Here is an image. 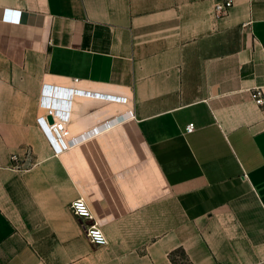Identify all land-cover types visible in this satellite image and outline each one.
<instances>
[{
    "label": "crops",
    "instance_id": "0c3cea01",
    "mask_svg": "<svg viewBox=\"0 0 264 264\" xmlns=\"http://www.w3.org/2000/svg\"><path fill=\"white\" fill-rule=\"evenodd\" d=\"M215 2L0 0V264H264V0ZM56 88L79 138L59 156Z\"/></svg>",
    "mask_w": 264,
    "mask_h": 264
},
{
    "label": "built area",
    "instance_id": "2783aa9c",
    "mask_svg": "<svg viewBox=\"0 0 264 264\" xmlns=\"http://www.w3.org/2000/svg\"><path fill=\"white\" fill-rule=\"evenodd\" d=\"M214 6V15L217 18L225 17L229 14L230 10L234 7L235 0H215ZM50 90V89H49ZM78 94H85L91 96V93H87L85 91H73ZM55 95V96H50ZM95 97L109 100L112 102H120L126 103L128 101L127 98L104 95V94H94ZM68 98L67 96H64ZM62 95L58 92L48 91L45 89L42 97H41V107L45 110L46 116L40 117L38 120V124L40 129L44 132L48 141L50 142L52 149L55 155H62L66 152L72 151L77 145V140L79 138L72 137V133L69 129L70 123V115L68 113L69 110V101L63 99ZM253 98L256 100L258 105L264 104V96L261 89L253 90ZM50 117L53 118V122L50 121ZM196 130V126L194 123L189 124L186 127V131L188 133H192ZM100 132L99 128H96L88 134L96 135ZM33 150L31 148L27 149V156H31ZM15 161L19 160L18 156H14ZM70 209L73 214L78 217L80 220L84 222H90L89 225L86 226L85 234L88 240L98 247H104L108 245V238L99 223L97 222L95 215L87 203L83 198H79L74 200Z\"/></svg>",
    "mask_w": 264,
    "mask_h": 264
},
{
    "label": "water",
    "instance_id": "95a60500",
    "mask_svg": "<svg viewBox=\"0 0 264 264\" xmlns=\"http://www.w3.org/2000/svg\"><path fill=\"white\" fill-rule=\"evenodd\" d=\"M55 91L58 92L63 97L64 96H67L68 97L71 94V91L70 90H65V89L56 88ZM50 121L53 122V118L52 117H50Z\"/></svg>",
    "mask_w": 264,
    "mask_h": 264
},
{
    "label": "trees",
    "instance_id": "16d2710c",
    "mask_svg": "<svg viewBox=\"0 0 264 264\" xmlns=\"http://www.w3.org/2000/svg\"><path fill=\"white\" fill-rule=\"evenodd\" d=\"M171 259L174 261L175 264H180L177 259L175 258V254L171 255Z\"/></svg>",
    "mask_w": 264,
    "mask_h": 264
},
{
    "label": "snow or ice",
    "instance_id": "6c2138e0",
    "mask_svg": "<svg viewBox=\"0 0 264 264\" xmlns=\"http://www.w3.org/2000/svg\"><path fill=\"white\" fill-rule=\"evenodd\" d=\"M11 15V13H8L5 18L8 19Z\"/></svg>",
    "mask_w": 264,
    "mask_h": 264
}]
</instances>
